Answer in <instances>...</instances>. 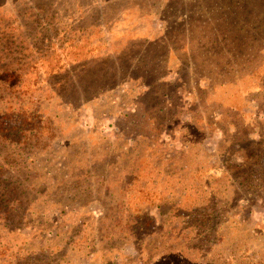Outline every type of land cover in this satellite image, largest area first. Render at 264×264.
Returning <instances> with one entry per match:
<instances>
[{"label":"rangeland","instance_id":"rangeland-1","mask_svg":"<svg viewBox=\"0 0 264 264\" xmlns=\"http://www.w3.org/2000/svg\"><path fill=\"white\" fill-rule=\"evenodd\" d=\"M92 1L0 0V103L35 108L46 122L27 151L28 196L17 205L25 226L0 228L13 254L5 260L264 264L263 9L257 0H173L191 5L175 22L160 16L163 0H126L95 28L99 13L77 21L78 5ZM167 17L172 63L163 47L117 33L161 32ZM148 73L169 82L138 98L148 121L124 119L147 90L134 81ZM156 99L174 110L162 122ZM155 119L175 121L154 130Z\"/></svg>","mask_w":264,"mask_h":264},{"label":"trees","instance_id":"trees-1","mask_svg":"<svg viewBox=\"0 0 264 264\" xmlns=\"http://www.w3.org/2000/svg\"><path fill=\"white\" fill-rule=\"evenodd\" d=\"M126 0H98V1H92L88 3L87 5H78V8L82 10V14H85L81 16L77 21L80 24H83L86 19L87 15L86 14H93L97 15L98 13V23L95 25V23H91L90 26H95V28H100L103 23V15H106L109 13L111 10V5L116 4L120 5L121 3H124ZM148 0H141V2L148 3ZM173 0H163L164 3H159L155 4L157 10L160 11V16L162 13L165 14H170V15H179L175 18V22L180 21H186L188 19V13L186 11H189L191 9L190 4H185L181 3L178 5L176 2H172ZM169 3L170 4L169 6ZM255 4L258 8H260L264 12V0H257L255 1ZM187 5V6H186ZM202 8V7H198ZM98 11L97 13H95ZM121 12V11H120ZM144 19L149 18L150 13L143 14ZM264 16V15H263ZM124 15L119 14L118 19H116V23H121L124 21ZM169 17L167 18H162V23H163V29L162 31H155L151 25L143 26V28H139L138 30L134 31L133 27H118L117 28V33L122 34V35H127L129 39L133 40H141V43L145 48H150L152 46H157V47H163V55L168 56V59L170 61V58H173L176 60L174 56V52L172 50V45H169L166 42V34L167 32L171 29V27L175 23H170L169 22ZM157 19V18H156ZM120 25V24H119ZM124 40V39H121ZM253 40H258L253 39ZM262 43L258 46V49L261 47ZM165 50H167V53H165ZM147 50L141 51L142 53L146 52ZM261 51V49H260ZM122 52H120L121 55ZM161 53V52H160ZM161 56H155L154 62L158 61ZM192 61V58H190ZM191 61H188L189 63H192ZM143 64H147L146 60L142 61ZM170 63H172L170 61ZM185 66L188 67L187 64ZM190 67V66H189ZM184 69V68H183ZM186 70V69H185ZM167 75L172 74L171 70L168 69L167 72H165ZM161 76L155 79L154 75H147L145 74V77L142 76V81L139 83L137 82L138 85L141 84L147 88L145 91H136V99L137 103L134 104V108L131 113L125 114L123 116L124 119H130V118H135V119H142L144 121H148V112H145L143 110V107L140 108V103L139 101L142 98H147V97H154L157 96V94H154L155 91L153 83H157V86L161 83H167L166 75ZM175 75L179 74L178 72L174 71L173 72ZM1 76V75H0ZM181 78H186L189 75H184L181 76ZM178 76V77H179ZM206 79V77L204 76ZM180 79V78H179ZM204 79H201L202 81ZM179 82L178 78L176 79L175 82L173 83H168L170 86H175ZM185 84V83H184ZM181 85V88L182 86ZM195 87L198 90H195L192 88L191 91H200V87L195 85ZM132 90V89H131ZM164 99H167V94L163 95ZM139 98V100H138ZM144 99V101H145ZM139 102V103H138ZM147 102V101H146ZM154 103L153 107H155V111L158 114V120L162 122V119L160 116L161 114L168 113L173 111L170 108V105H163V101L160 99H156V101H152ZM165 104V103H164ZM194 117V116H193ZM174 118V117H173ZM157 119H155L151 123V128L152 129H166L167 127H170L172 122H174V119H170L167 124L160 123L157 125ZM45 118L40 116V111L35 109V108H20V109H12V108H4L3 105L0 103V228L2 229L4 227H8L9 232H13L15 229H19L24 225L25 218L27 216L26 210L22 211L20 210V204L22 205V197L25 196L27 197V190L25 188V178L27 176V165H26V159L29 156L28 155V148L33 142V138L36 137V142L41 143L42 142V137L45 131L44 127ZM51 130V129H50ZM33 131L36 132V135H31ZM140 137L145 136L143 133H139ZM25 158V159H24ZM248 158V157H245ZM229 167H241L239 165H235L232 163H228ZM15 174L14 175H12ZM127 185H132L133 184V177L130 179L129 182L126 183ZM28 190H32L30 188V184L28 185ZM27 195V196H26ZM25 226V225H24ZM9 248L6 245H1L0 244V264H13V262H8V260H5L4 256L9 254ZM10 255V254H9ZM13 257V254L8 257Z\"/></svg>","mask_w":264,"mask_h":264}]
</instances>
